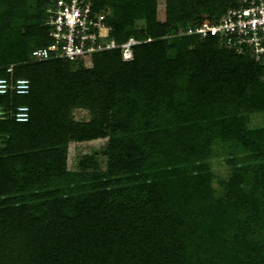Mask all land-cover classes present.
<instances>
[{
  "label": "trees",
  "instance_id": "obj_1",
  "mask_svg": "<svg viewBox=\"0 0 264 264\" xmlns=\"http://www.w3.org/2000/svg\"><path fill=\"white\" fill-rule=\"evenodd\" d=\"M55 1L0 0V78L29 81L0 94V264H264V66L188 33L240 0H164L162 21L158 0H89L108 40L137 41L90 67L30 59ZM97 139L105 168L68 169Z\"/></svg>",
  "mask_w": 264,
  "mask_h": 264
},
{
  "label": "built area",
  "instance_id": "obj_2",
  "mask_svg": "<svg viewBox=\"0 0 264 264\" xmlns=\"http://www.w3.org/2000/svg\"><path fill=\"white\" fill-rule=\"evenodd\" d=\"M46 13L45 24L50 27L53 42L46 47L32 48L31 60L61 58L83 62L93 53L116 47L120 48L124 61L131 60V47L137 41L129 38L117 45L112 39L108 40L109 27L104 24L105 15L92 13L89 0H56ZM188 33L216 36L227 47L240 54L251 55L264 66V0H240L236 7L228 9L220 18L204 19ZM10 90L18 95L26 94L29 81L21 78L10 83L6 78H0V94ZM27 111L25 106L17 107L15 120L26 121Z\"/></svg>",
  "mask_w": 264,
  "mask_h": 264
},
{
  "label": "rangeland",
  "instance_id": "obj_3",
  "mask_svg": "<svg viewBox=\"0 0 264 264\" xmlns=\"http://www.w3.org/2000/svg\"><path fill=\"white\" fill-rule=\"evenodd\" d=\"M158 18L164 20V0H158ZM33 45V44H31ZM84 67L91 66V57L83 60ZM74 119L77 121H85L89 119L88 112L84 109H76L73 113ZM106 144V139H97L88 142H71L68 145L67 168L74 170L77 167L79 159L83 155H95L99 161L101 169L105 168V158L101 155V151ZM214 170L224 176L226 173L225 166L218 162L213 163Z\"/></svg>",
  "mask_w": 264,
  "mask_h": 264
}]
</instances>
